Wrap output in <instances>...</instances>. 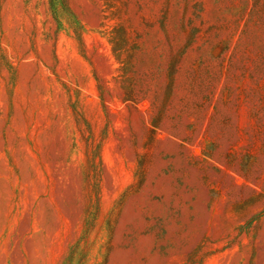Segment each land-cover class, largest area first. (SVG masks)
<instances>
[{
  "label": "rangeland",
  "instance_id": "374dc122",
  "mask_svg": "<svg viewBox=\"0 0 264 264\" xmlns=\"http://www.w3.org/2000/svg\"><path fill=\"white\" fill-rule=\"evenodd\" d=\"M0 264H264V0H0Z\"/></svg>",
  "mask_w": 264,
  "mask_h": 264
}]
</instances>
